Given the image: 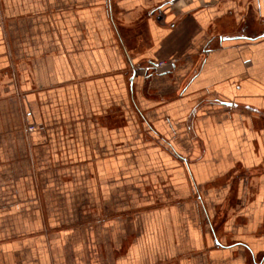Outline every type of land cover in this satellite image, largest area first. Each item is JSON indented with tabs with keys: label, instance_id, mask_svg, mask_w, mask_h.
<instances>
[{
	"label": "crops",
	"instance_id": "1",
	"mask_svg": "<svg viewBox=\"0 0 264 264\" xmlns=\"http://www.w3.org/2000/svg\"><path fill=\"white\" fill-rule=\"evenodd\" d=\"M96 1L87 0L91 7ZM102 1V8H91L82 26L85 40L87 31L96 33V45L78 36L69 41L73 46L63 56L57 35L46 41L44 55L57 56L54 68L47 69L49 85L61 86L67 79L79 87L90 107L101 99L107 112L131 111L133 126L93 123L79 129L75 124L69 133L56 129L46 136L52 125L43 121L40 106L46 108L48 102L44 91L31 90L29 81L35 78L19 79L26 82L17 89L21 92L3 87L0 101L5 96L14 101L5 103L11 106V117L3 118V127L10 133L0 139V176L7 180L0 205L7 192L18 196L33 190L42 197L40 213L19 212L6 219L12 227L0 226V233L19 231V224L23 228L16 238L0 235V264H264V0ZM115 9L122 19L115 17ZM3 31L7 37V27L0 35ZM0 47L5 66L3 50L8 54L11 47L8 41ZM82 47L86 56L78 53ZM162 59L170 61L168 67H152ZM5 77L0 73L3 85ZM78 79L85 85L77 86ZM31 125L35 128L29 130ZM105 127L116 128L123 140L131 134L132 145L145 144L142 150L137 145L138 166L163 161L174 169L183 181L176 190L183 199L129 220L134 231L127 249H108L110 238L121 236L122 222L111 227L114 233L106 232L104 225L83 234L25 240L31 224L61 222L46 209H85L80 213L85 222L94 208L113 213L114 204L121 207L115 195L131 182L110 179V174L120 175L109 163L110 154L122 159L121 152L108 151L117 141L109 139ZM65 135L71 136L76 151L85 146L84 158L94 161L91 170L80 175L63 171L68 182L59 184L62 181L55 179L61 170L53 173L43 166L39 174L45 179L34 186L27 168L26 177L19 176L15 183L11 162L18 150L27 160L31 152L45 160L49 149L43 147L64 142ZM98 144L102 150L106 145L104 153L97 152ZM77 176L86 182L79 186ZM173 193L167 190L168 198ZM16 196L14 205L19 204Z\"/></svg>",
	"mask_w": 264,
	"mask_h": 264
},
{
	"label": "rangeland",
	"instance_id": "2",
	"mask_svg": "<svg viewBox=\"0 0 264 264\" xmlns=\"http://www.w3.org/2000/svg\"><path fill=\"white\" fill-rule=\"evenodd\" d=\"M102 2V0H98L94 2V6L91 7L87 0H0V32L2 29L4 30L5 27L9 30L7 37L5 36L4 31L0 35V46L2 45L4 48L8 41L11 47V51L9 53H11L13 58L12 61L9 59L11 58L10 54H7L6 49L4 48L3 51L5 52L4 55L7 57V63L5 66L0 63V73H3L6 76L5 78H7V81L4 85L0 82V92L2 94L3 87L6 85L14 88L13 90L15 91L20 89L21 85L24 86L26 82L22 84V81L19 79H23L25 75H28L29 79L35 78L36 82L34 80L29 81L31 90L35 92L38 90L44 91L45 97L47 98L46 101L48 102V106L46 108L40 106V115H42L43 121L48 125L50 123L52 125V127L50 125V133L48 132L46 136H53L51 131L56 129L59 130V132L67 131V133H69L70 128L73 129L72 126L75 124L79 129H84L86 126L90 128L93 123L101 126L120 125L122 126L121 128H124L123 125L127 128H132L133 126V118L130 117L132 116L131 111H128V109H123V111L115 109L107 112L105 101L103 103L101 99H99L98 102H94L95 107H90L87 100L83 99L84 96L80 94L79 87L77 88L73 82H70L67 79H64L65 81L63 80L64 82L60 84L61 86H57L58 84L55 86L54 84L52 86L49 85L50 76L48 72L50 69L54 68V65L52 64L57 56L44 55L43 52L47 47L46 41L51 40L53 35H57L58 39L62 41V49L59 54L66 56L71 51L69 46H73L69 45V41L70 43L71 41L75 42L78 36L84 39V28L86 27L85 21L87 13L92 10L91 8H102ZM113 2L116 3V0H113ZM115 17L118 18V20L123 18L119 9H115ZM83 25L84 28H82ZM87 32L89 40L92 41L93 45H96L99 42L96 33H93L91 30ZM89 40L84 39L82 42L85 43ZM87 52L84 47L78 50V53L81 56H86ZM179 56L180 55H176L175 57ZM167 59L160 60V62H165L163 66L168 67L166 62L170 61H167ZM49 67L50 69L47 70ZM76 85L84 86L85 81L78 79L76 80ZM17 91L21 92V90ZM13 95H17V92ZM5 97H3V100L0 101H3L4 104L0 107V116H2V119L0 118V139L5 137L7 133H10L3 127V125H6L3 118L7 117V119L10 120L11 117V112L9 110L11 106L8 107L5 103L14 101L6 100ZM55 124L56 126L60 124V128H56ZM32 126L35 128L34 125H31L28 128ZM99 129L101 130L102 128L100 127ZM73 130H75V128ZM105 130L106 132L110 130L109 139L111 141H117L115 142L117 143L116 145H109L108 151L112 152L113 150H116V152H121L119 157L122 159V161L114 160L113 158H115V154L117 153H115L113 157L112 153L110 154L111 158H109V163L115 166L120 174H110V179L117 182L122 180V183L131 182L130 184L123 185L115 195L116 199L120 198L119 205L121 204V207L118 209L116 204H114V207L117 209L113 213L109 211L106 213V211L101 208H94L93 216L85 222H83L84 220L82 221V215L80 214L81 211L84 212L85 209L80 210L74 208L71 210V213H68L69 210L64 209H46L47 212H52V214L60 216L59 219L61 222L55 221L54 224H46L43 227L40 224H31L29 226V231L24 234L25 240L27 237L31 240H37L41 238L43 234L49 236L50 238L63 234L65 236H70L76 232L83 234L85 230H89V228H95L98 226L104 227V225L107 226L106 232L111 231L114 233L115 231L113 232L111 227L119 222H122L121 225H118L120 229L118 234L121 236L117 239L111 237V240L108 243V249H115L116 247L120 248L121 246L127 249L132 242L129 234L132 235L134 231V225L128 224L129 220L135 218L137 215L142 216L145 213L148 214L158 211L163 207L170 208L171 206L176 205L178 200L183 199L180 198V193H177L176 191L177 185L182 184L183 181L178 178L174 169L169 167L166 162L163 161L143 164L144 166L142 167L138 166L136 155L141 152L139 151V147L141 149V147L145 144L132 145L135 142H133L131 134L127 133L124 140L122 137L119 138L120 133L115 131L116 128L110 129L105 127ZM61 135L63 136L64 134L62 133ZM70 137L71 136L65 135V141L60 142V145L54 143L45 145L43 147L44 150L46 148L49 149V156L45 160H41L39 154L33 156V152H31V155L27 160V158L23 155V151L18 150V153L21 152L17 155V159H19L11 162L12 171H14L15 176L13 180H15V183L17 179H19V176H24V178L26 177L27 168L30 171V185L33 183L34 186L40 184V182L45 179L39 174V171L43 166H45V168H50L53 173L57 170H61L56 172L58 177L56 179L54 178L55 180H58V182L62 181L59 184H64L66 179L65 183L68 182V178L63 176V171H67L69 169H71V171L76 170L79 172L78 175H80L91 170L93 168L91 165H93L94 161H91L88 158L86 160V158H84L85 146L76 151L74 148L75 143H72ZM98 146L99 148L97 152H100V154L104 153L103 150L106 149V145L103 146V150L101 149V144H98ZM59 148L62 151L57 150ZM69 172L65 173V175H68ZM77 180L79 186L85 181L78 176ZM5 183H7L6 178L2 179L0 176V191L3 189L2 184ZM15 186H19V184H15ZM19 188L21 187L19 186ZM167 190H173L174 193L172 198H168ZM32 191L33 190H31V192ZM31 192L26 193L24 191V193L18 194V196L15 194V196L18 197V205H14V201L16 200H13L15 197L12 194L13 192L5 193L0 205V226H3L4 228L12 227L10 224H5L6 219H8L10 215L26 211H29L31 214L41 212L38 202L39 200L41 201L39 196L42 197V195L39 194L38 196V194H35L34 196ZM78 194L80 201L82 199V194L81 192ZM23 195V198H19ZM151 195V198H154L152 199V204L149 201V196ZM28 196H30V198H27ZM122 196L126 197L123 199L126 201L125 203L122 201ZM101 210L102 213L100 212ZM18 226V229H23L21 224ZM20 230L13 232L10 230L5 233H0V235H10L16 238L18 237L16 235L22 232ZM37 241H35L34 245L37 244ZM45 243L47 244L48 242L45 241Z\"/></svg>",
	"mask_w": 264,
	"mask_h": 264
},
{
	"label": "built area",
	"instance_id": "3",
	"mask_svg": "<svg viewBox=\"0 0 264 264\" xmlns=\"http://www.w3.org/2000/svg\"><path fill=\"white\" fill-rule=\"evenodd\" d=\"M165 64V62H158L157 64H152V67H155V68H159V67H161V66H163ZM32 129H34V127L32 126V127H30L29 128V130H32Z\"/></svg>",
	"mask_w": 264,
	"mask_h": 264
}]
</instances>
